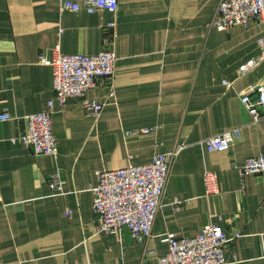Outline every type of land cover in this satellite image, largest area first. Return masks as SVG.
<instances>
[{
    "label": "crops",
    "instance_id": "0c3cea01",
    "mask_svg": "<svg viewBox=\"0 0 264 264\" xmlns=\"http://www.w3.org/2000/svg\"><path fill=\"white\" fill-rule=\"evenodd\" d=\"M218 1L119 0L111 32L102 8L0 0V110L10 115L0 119V264H158L168 232L194 235L209 222L233 237L224 247L228 264H264V171L242 174L237 166L264 155V119L252 120L238 94L264 79V57L236 76L259 56L264 22L218 29L210 24ZM105 36L117 55L114 74L84 94L106 101L99 114L73 98L60 105L40 53L57 44L63 53H97ZM49 98L58 151L35 154L17 136L23 115L47 108ZM232 128L239 133L229 149L206 150L204 138ZM177 143L184 145L170 163L151 236L97 230L96 171L148 162ZM204 169L217 172L216 193H206ZM55 172L62 187L53 190Z\"/></svg>",
    "mask_w": 264,
    "mask_h": 264
},
{
    "label": "built area",
    "instance_id": "2783aa9c",
    "mask_svg": "<svg viewBox=\"0 0 264 264\" xmlns=\"http://www.w3.org/2000/svg\"><path fill=\"white\" fill-rule=\"evenodd\" d=\"M59 1L61 9L71 11L85 9L94 12L99 8L107 10L112 17L106 22L105 27L113 32L114 15L118 10L119 0ZM213 13L210 24L218 29L237 23L244 24L250 18L264 22V0H219ZM104 43L105 47L97 53H63L59 51L58 44L52 47L50 55L40 53V61L49 63L52 67V91L60 105L73 98L84 101L92 115L99 114L106 101L86 100L84 94L88 88L98 85V82H110L114 74L116 51L109 46L108 36L104 37ZM257 44L260 48L259 56L249 57L241 63L237 68V77L246 74L264 57V32L258 36ZM231 82L232 80L223 79L226 86L231 85ZM113 94L114 90L111 89L108 96ZM238 94L252 120L264 119V79L248 83ZM52 104V98H49L47 108L23 115L26 119V129L17 138L32 153L50 155L58 151L57 137L51 127ZM8 118L9 113L0 110V119ZM238 133L237 128L227 129L204 138L203 143L208 151L227 150ZM183 145L184 143H177L173 149L153 155L148 162L128 163L117 168L103 166L97 170L96 184L91 187L92 210L97 215V230L116 233L121 228H126L134 239H148L167 182L170 163ZM237 166L242 174L262 172L264 155H249ZM203 179L207 194L218 191L217 172L204 169ZM49 183L53 190L62 187L57 172L51 175ZM70 211V208L66 209L65 214L68 215ZM231 238L233 237L227 235L219 222L206 223L198 233L189 236H179L170 231L164 237L168 249L158 255L157 263L228 264L224 247Z\"/></svg>",
    "mask_w": 264,
    "mask_h": 264
}]
</instances>
